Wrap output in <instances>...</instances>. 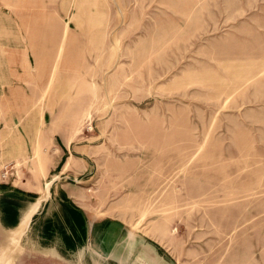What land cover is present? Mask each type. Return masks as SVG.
Listing matches in <instances>:
<instances>
[{
    "label": "rangeland",
    "instance_id": "374dc122",
    "mask_svg": "<svg viewBox=\"0 0 264 264\" xmlns=\"http://www.w3.org/2000/svg\"><path fill=\"white\" fill-rule=\"evenodd\" d=\"M52 180L0 262L264 264V0H0V186Z\"/></svg>",
    "mask_w": 264,
    "mask_h": 264
},
{
    "label": "crops",
    "instance_id": "0c3cea01",
    "mask_svg": "<svg viewBox=\"0 0 264 264\" xmlns=\"http://www.w3.org/2000/svg\"><path fill=\"white\" fill-rule=\"evenodd\" d=\"M67 166L68 165H66V167ZM50 171L51 168L49 167L48 170L46 171V175L50 173ZM10 185L11 186H0V227L1 228L5 229V228L13 227L14 229L11 230L13 231L16 228H18V226L21 225L26 220L27 217L30 220L31 215L34 213V215L31 218L29 227H28L29 220H27L25 231L22 234L23 236L27 230V227L28 230L30 228L32 231L33 226L36 225L37 221H39L41 218L50 217V216L52 217V215L59 212V206L61 205L63 199L61 198H59L58 200L56 199L55 196L56 192L54 191V185L56 187L57 185L62 187L61 183L57 184L56 181H53L48 187V189L46 188V185L41 186V184H34V183L26 184L25 186H18L13 183H11ZM46 190H47V194H45ZM63 191H64L63 196L66 201L70 202L72 205L73 204L76 205L77 208L79 207L78 209L84 208L81 205L83 200L79 198L78 193L75 190H70L66 186H64ZM14 196L16 200L18 199V197L21 198L22 204L18 205L17 202L13 203L11 202V200L7 201V199L13 198ZM53 201L55 203V209L54 211L49 212L50 207H52L51 205H54L52 204ZM83 217H84V224L83 226L80 225L81 226L80 228L83 229V232L77 237L80 239L79 240L81 242L80 244L76 243V239H74V237L71 235V232L69 230L68 232H70V237H72L74 240L69 239V243H67V245L63 241L61 242V238L59 237V235L55 234V236H52L50 238L58 239L59 245H48L46 244V242H50L49 241L50 238L45 239V237H41V239L46 242H41L44 245L40 244L41 246L40 248L51 251L55 250L54 252L56 253H58V251H61L67 255H69L70 253L80 252L81 256L79 258H81L84 253L88 255L93 254V256L96 257L101 256L104 253L102 251V248H104L106 245H109L111 243L109 241L114 240L115 237H119V235L117 236L113 235L112 239L105 241L106 233L104 232V229H102L103 228L102 224H104V222H96V221L89 222V220L85 216ZM80 222L78 224H80ZM112 229L119 232V230H117L115 227H113ZM75 231L79 232L77 228H75ZM10 232H8L7 235H9ZM110 233L113 234L112 232ZM26 235L27 233L25 234V236ZM37 237L38 236H35V238ZM93 242L94 245L92 244ZM73 248L74 249L78 248V249L77 251H75L73 250Z\"/></svg>",
    "mask_w": 264,
    "mask_h": 264
},
{
    "label": "bare ground",
    "instance_id": "6f19581e",
    "mask_svg": "<svg viewBox=\"0 0 264 264\" xmlns=\"http://www.w3.org/2000/svg\"><path fill=\"white\" fill-rule=\"evenodd\" d=\"M49 186H50V182H49ZM48 187H47V189H48ZM27 220H29L28 217L26 218V220L21 225L18 226V228L15 227L16 229L11 231L10 234L8 235L9 246L11 249L13 248V250H14L17 247V245L19 246L18 241H20L19 239L25 231Z\"/></svg>",
    "mask_w": 264,
    "mask_h": 264
},
{
    "label": "water",
    "instance_id": "95a60500",
    "mask_svg": "<svg viewBox=\"0 0 264 264\" xmlns=\"http://www.w3.org/2000/svg\"><path fill=\"white\" fill-rule=\"evenodd\" d=\"M54 180V179H53ZM53 180H52V182H53ZM51 182V183H52ZM34 215V213L31 215V217H30V220H29V224H30V221H31V218H32V216ZM29 224H28V227H29ZM17 226V225H16ZM15 227V226H14ZM28 227H27V230H28ZM13 228V227H12ZM12 228H1L0 227V231H2L3 233L5 232V231H7V230H10V229H12ZM27 230H26V232H25V234L27 233ZM25 234L21 237V240H20V248L22 247V238L23 237H25ZM13 259H14V257H13ZM13 259H10V260H12V261H14ZM6 259H4V260H2L1 262H0V264H7V260L5 261Z\"/></svg>",
    "mask_w": 264,
    "mask_h": 264
}]
</instances>
